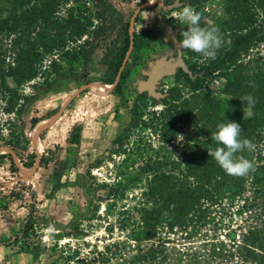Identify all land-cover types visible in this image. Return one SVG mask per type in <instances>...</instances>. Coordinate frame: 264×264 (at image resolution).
Masks as SVG:
<instances>
[{"label": "trees", "instance_id": "16d2710c", "mask_svg": "<svg viewBox=\"0 0 264 264\" xmlns=\"http://www.w3.org/2000/svg\"><path fill=\"white\" fill-rule=\"evenodd\" d=\"M157 4L158 16L175 31L177 43L185 25L176 12L183 5L200 12L202 25L218 26L225 43L215 59L182 49V63L172 81L160 84L155 97L137 91L128 127L112 140L113 153L124 155L130 132L147 130L156 137L158 150L173 149L164 157L157 153L144 158L133 178L136 183L145 182L142 196L146 203L136 209V221L129 210L123 211L124 220L132 219L129 237L137 243L136 256L128 264H196L202 256L213 264H264V0H158ZM216 9L221 13L214 14ZM130 20L131 15L119 11L112 0H5V6L0 7V112L13 116L17 128L7 139L0 136V150L8 148L21 166L31 168L36 155L29 151L26 132L38 130L48 117H33L25 124L23 115L38 96L53 91L58 81L72 78L87 82L95 56L102 69L99 83L112 86L117 78L112 93L121 96L139 53L154 43L150 31H136ZM137 21L138 15L133 23ZM217 80L222 81L218 94L210 87ZM26 84L30 94L22 88ZM245 94L256 101L251 117L242 115L247 108L239 98ZM224 117L240 123L242 137L254 145L238 153L253 164L245 176L225 173L206 151L207 145L215 146L211 132ZM183 130V142L170 147ZM56 137L50 139L62 140L58 133ZM39 139L43 140V134ZM67 142L80 148L79 127L69 133ZM145 144L152 147L149 140L142 145L139 139L131 154L142 155ZM5 158L9 171L15 173L11 154L1 153L0 163ZM100 160L93 156L81 161L86 169L79 174L78 194L86 203L92 202L98 191L90 169L99 167ZM45 163L40 157L39 165ZM64 169L65 164L53 169L52 191L63 185ZM244 216V223L247 218L258 221L233 229V218ZM37 225L34 218H28L13 240L24 243L17 253H27L33 261L42 252L34 240ZM208 227L211 232L224 230V240L207 238ZM163 230L178 234L189 244L171 251L172 262L167 257L169 238L159 239ZM193 238L200 243L190 241ZM143 241L157 242L144 253L139 246Z\"/></svg>", "mask_w": 264, "mask_h": 264}, {"label": "rangeland", "instance_id": "374dc122", "mask_svg": "<svg viewBox=\"0 0 264 264\" xmlns=\"http://www.w3.org/2000/svg\"><path fill=\"white\" fill-rule=\"evenodd\" d=\"M157 1L112 0V4L123 14H130L131 18L139 16V21L132 23L136 31L148 30L154 37L152 47L139 53L138 61L123 85L121 96L112 93L111 86L99 83L102 69L97 66L95 56L88 67L87 82L72 78L58 81L53 91L38 96L34 106L28 107L23 115L25 124L33 117H48L42 122L45 123L44 128L36 138L33 135L36 129L26 132L31 142L29 151L36 155L31 169L22 170L20 159L8 148L0 150V154H11L16 168L15 173L9 171L8 158L0 163V264H128L136 256L137 243L129 237L132 219L124 220L126 215L123 211L129 210L136 221V209L146 201L142 196L145 182L136 183L133 178L144 158L157 153L164 157L173 149L167 148L165 153L159 151L156 137L147 130L130 132L124 143V155L113 153L112 140L128 127L131 119L129 109L137 91H147L150 96L153 95L160 84L172 81L176 68L182 63V49L175 40V31L158 16L160 5ZM4 6L5 0H0V7ZM144 8L149 10L144 11ZM215 13L220 14L221 10L216 9ZM87 84L96 85L87 88ZM221 86L222 81L217 80L210 87L218 94ZM22 88L30 94L29 84ZM52 111L55 113L51 115ZM242 115L248 116L247 110H243ZM16 124L13 116L0 112V136L9 138L8 134ZM76 127L80 128L79 149L67 142L69 133ZM57 133L62 138L59 142L50 139L52 136L57 139ZM40 134H43V140L39 139ZM185 137L183 130L173 138L170 147L179 146ZM139 139L142 145L147 140L152 144V147L145 144L143 156L131 154L138 146ZM37 146L40 147L39 155L35 152ZM149 148L154 151H148ZM87 153L89 157L82 158ZM42 156L47 160L44 166L39 165ZM93 156L102 161L99 167L90 169V175L99 187L93 201L86 203L85 198L78 194L79 174L86 169L85 162L81 161ZM62 164H65L61 175L63 185L52 191L53 169ZM28 218H34L38 224V236L34 240L42 252L37 261H33L27 253H17L21 246L24 247L23 242L13 243ZM244 220L245 216L242 219L234 217L233 229L240 224L246 226L250 222L253 225L258 221L247 218L244 223ZM209 229H206L207 238L224 240V230L211 232ZM161 238H169L167 257L172 262L174 255L171 251L176 252L185 241L178 234L165 233V230ZM197 239L190 241L198 245L200 241ZM153 242H141L139 246L142 252L148 251ZM213 263L202 256L196 264Z\"/></svg>", "mask_w": 264, "mask_h": 264}, {"label": "clouds", "instance_id": "9594fccd", "mask_svg": "<svg viewBox=\"0 0 264 264\" xmlns=\"http://www.w3.org/2000/svg\"><path fill=\"white\" fill-rule=\"evenodd\" d=\"M176 16L185 25L179 32V47L205 58L215 59L217 51L225 43L220 28L214 24L202 25L200 12L190 5H183L176 12ZM239 99L244 102L243 106H246L247 114L251 117L256 103L255 98L251 94H245ZM241 133L240 123L224 117V120L215 125V131L211 132V140L215 142V146L209 144L206 147L209 157H212L229 175L245 176L253 169L249 159L238 155L245 149L254 148L253 143L248 138L242 137Z\"/></svg>", "mask_w": 264, "mask_h": 264}, {"label": "water", "instance_id": "95a60500", "mask_svg": "<svg viewBox=\"0 0 264 264\" xmlns=\"http://www.w3.org/2000/svg\"><path fill=\"white\" fill-rule=\"evenodd\" d=\"M130 23H131V24L133 23V18H131ZM129 33H130V35L132 34V27H130ZM130 48H131V46H130ZM129 50H130V49H129ZM128 53H129V51H128ZM127 56H128V54H127ZM117 80H118V79L116 78L114 84L111 86V89L116 85ZM140 91H142V90H139L138 92H140ZM151 96H154V97H155L156 94L153 93V95H151ZM43 128H44V125L41 126V127L37 130V132L35 133V135L37 136V134L40 133V132L43 130Z\"/></svg>", "mask_w": 264, "mask_h": 264}, {"label": "bare ground", "instance_id": "6f19581e", "mask_svg": "<svg viewBox=\"0 0 264 264\" xmlns=\"http://www.w3.org/2000/svg\"><path fill=\"white\" fill-rule=\"evenodd\" d=\"M35 133H36V130H34V132H33V135H34V137L36 138ZM35 152H36V154L40 153V147H39V146H37ZM38 155H39V154H38ZM15 161H16V160H15ZM20 168H21L22 170H24V171H27V170H28V168H25V167H23V166H20ZM30 169H31V168H30Z\"/></svg>", "mask_w": 264, "mask_h": 264}]
</instances>
